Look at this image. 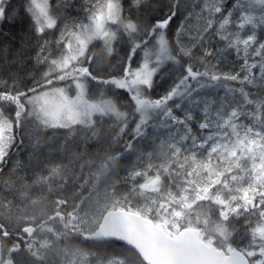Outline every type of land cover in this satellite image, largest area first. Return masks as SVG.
<instances>
[{
    "label": "snow or ice",
    "instance_id": "1",
    "mask_svg": "<svg viewBox=\"0 0 264 264\" xmlns=\"http://www.w3.org/2000/svg\"><path fill=\"white\" fill-rule=\"evenodd\" d=\"M145 239L264 264V0H0V264H158Z\"/></svg>",
    "mask_w": 264,
    "mask_h": 264
},
{
    "label": "trees",
    "instance_id": "2",
    "mask_svg": "<svg viewBox=\"0 0 264 264\" xmlns=\"http://www.w3.org/2000/svg\"><path fill=\"white\" fill-rule=\"evenodd\" d=\"M22 0H13V5L14 8L18 11L19 10V5L21 4ZM187 3L192 4L195 2V0H186ZM229 3H231V0H229ZM71 11V9H70ZM3 31H10L13 33H19L22 30V26L21 24H17L15 27L9 26V25H4L3 26ZM97 52H99V48L96 49ZM234 59V57H232L231 55L228 56V61L231 62ZM166 83L164 81L161 82V88L166 87ZM223 90H221L220 92L216 93L217 96L223 95ZM198 115H202V112H198ZM107 120V118H105ZM107 124L104 125V128L107 129ZM27 143V142H26ZM95 150V149H94ZM28 153H29V149L25 148V147H19L13 150V155H14V159L11 161V164H15L16 160H20L23 162H27L28 160ZM65 163H67V160H65ZM8 174V170H5L4 175ZM123 173H121L122 175ZM138 199H142V198H138ZM43 207L42 204H37L36 205V211L39 212V210Z\"/></svg>",
    "mask_w": 264,
    "mask_h": 264
},
{
    "label": "water",
    "instance_id": "3",
    "mask_svg": "<svg viewBox=\"0 0 264 264\" xmlns=\"http://www.w3.org/2000/svg\"><path fill=\"white\" fill-rule=\"evenodd\" d=\"M145 247L150 250V254L153 255L154 258L157 259V262L159 264L158 257L162 254V250L159 248L158 245H156L154 242L145 239L144 240Z\"/></svg>",
    "mask_w": 264,
    "mask_h": 264
},
{
    "label": "rangeland",
    "instance_id": "4",
    "mask_svg": "<svg viewBox=\"0 0 264 264\" xmlns=\"http://www.w3.org/2000/svg\"><path fill=\"white\" fill-rule=\"evenodd\" d=\"M193 23H195V21H193Z\"/></svg>",
    "mask_w": 264,
    "mask_h": 264
}]
</instances>
